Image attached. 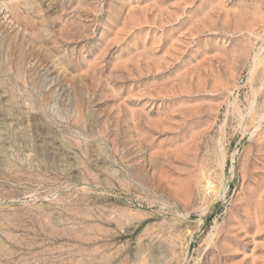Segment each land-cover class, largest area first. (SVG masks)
Returning <instances> with one entry per match:
<instances>
[{
	"label": "rangeland",
	"instance_id": "rangeland-1",
	"mask_svg": "<svg viewBox=\"0 0 264 264\" xmlns=\"http://www.w3.org/2000/svg\"><path fill=\"white\" fill-rule=\"evenodd\" d=\"M0 264H264V0H0Z\"/></svg>",
	"mask_w": 264,
	"mask_h": 264
},
{
	"label": "bare ground",
	"instance_id": "bare-ground-1",
	"mask_svg": "<svg viewBox=\"0 0 264 264\" xmlns=\"http://www.w3.org/2000/svg\"><path fill=\"white\" fill-rule=\"evenodd\" d=\"M28 1V0H27ZM26 66V65H25ZM10 78V77H9ZM19 134V133H18ZM26 139V138H25ZM26 148V147H25ZM41 152V151H40ZM26 157V156H25ZM24 158V157H23ZM34 159V158H33ZM33 162V161H32ZM248 216V215H247Z\"/></svg>",
	"mask_w": 264,
	"mask_h": 264
}]
</instances>
